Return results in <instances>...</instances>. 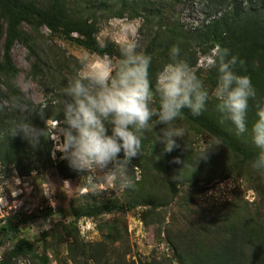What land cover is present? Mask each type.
<instances>
[{
	"label": "trees",
	"instance_id": "1",
	"mask_svg": "<svg viewBox=\"0 0 264 264\" xmlns=\"http://www.w3.org/2000/svg\"><path fill=\"white\" fill-rule=\"evenodd\" d=\"M73 4L70 0H49L44 6L34 0H0V106L6 109L0 113V163L6 168L14 164L17 168L25 166L26 169L28 162L25 161L32 157L49 159L53 144L46 122L60 121L66 127L63 124V91L68 81L75 76L66 69V60L56 61L54 69L68 72L71 77L61 81L55 78L60 77L61 73L53 78L51 74V83L57 89V100L46 103L42 115L40 105L26 97L16 81L18 70L11 58V49L16 41L22 42L34 59L30 74H37L39 63L47 62V49H40L36 39L39 23L47 28L50 37L64 39L101 57L107 55L120 60L121 50L111 42L100 44L96 36L94 15L83 10H87L86 6L88 10L94 11L112 6L111 10L117 16L129 11L131 15L142 17L144 26L149 29L157 26L144 48V52L153 58L149 69L153 86L157 74L168 63L171 48L178 46L180 56L181 49L187 48L182 43L185 36L178 31L177 23L167 27L161 17L155 21L149 7L151 0H80ZM194 34L197 40L205 44L207 53L216 44H220L244 61L243 66L237 65V71L251 78L256 93L254 98L249 99V131L237 134L231 121L217 110V101L212 96L199 117H193L185 109L177 126L205 134L216 141L219 147L197 148L188 130L184 129L185 137L177 139L179 146L170 153L165 152L164 145L156 141V134H161L163 125L154 126L144 134L141 155L132 160L133 166L142 169L141 178L135 180L132 176L134 187L126 190L123 199L86 198V201L72 207L69 221L57 223L58 228H54L56 235L51 231H43L42 238L46 243L43 244L42 252L26 237H21L1 253L0 264H11L19 257H26L30 264H146L147 261L133 256L126 237V227L125 233H122L117 223L105 220L98 225L101 239L85 241L80 236L78 226L81 218L95 219L126 213L138 206L146 207L142 213L145 225L153 222L156 235L160 237L164 233L167 242L174 246L173 258L177 264H264L263 205L256 202L250 206L244 200L229 201L217 213L216 206L201 207L188 192V188H192L191 182L198 180V174L208 170L212 176L216 173L223 178L235 175L255 182L257 185L253 188L257 190L260 187L264 203V172H257L253 168V162L261 150L254 145L251 136L252 125L258 118V109L264 108V2L256 0L242 5L231 0L229 10ZM188 62L194 67L197 60L188 56ZM199 70L195 71L201 78ZM217 76V70L211 69L201 79L211 90L216 86ZM12 96L21 97L36 107L30 120L35 127L43 129V137L38 146L31 145L22 133L10 135L7 120L14 114L7 111V101ZM205 153V157L200 158ZM57 167L62 179L74 178L79 174L69 167L66 160L60 161ZM170 205L176 206V215L165 223L163 208ZM13 229L18 230V225H0V236L6 237ZM55 236L60 239L53 238ZM62 248L63 258L60 254Z\"/></svg>",
	"mask_w": 264,
	"mask_h": 264
},
{
	"label": "rangeland",
	"instance_id": "2",
	"mask_svg": "<svg viewBox=\"0 0 264 264\" xmlns=\"http://www.w3.org/2000/svg\"><path fill=\"white\" fill-rule=\"evenodd\" d=\"M34 1L38 5L44 6L49 0ZM70 1L73 4L74 1L79 2L80 0ZM236 1L246 5L250 1L256 0ZM230 5L231 0H151L149 7L155 21L161 17L162 23L167 27H171L175 23L178 24V31L182 36H185L182 43L187 46L186 49H181L180 58L188 61V56H191L193 60H197L196 65L192 68L194 70L201 69L199 71L201 78H203L211 70L203 67L204 56L212 50L207 53L205 44L197 40L194 33L218 18L221 13L229 10ZM86 8L87 10H83L85 13L94 15L97 25L96 36L101 45L111 42L121 50V46L125 42L135 40L138 44V51H144L153 29L154 31L157 30V26L152 27V29L144 26L143 18L131 15L129 11H125L122 16H117L113 14L112 6L109 9L105 7L104 10L98 11L88 10L89 7L87 6ZM37 28L39 31V35L36 36L38 46L40 49H47L45 60L47 62L45 64L39 63L38 73L30 74L31 63L34 59L22 42L16 41L13 44L11 58L18 70L16 81L19 88L34 104L43 105L57 100V89L55 90L54 85L51 83V74H53V78L61 73L60 77L55 78L62 81L66 77H71V72L76 76L77 69H79L80 75L84 76L87 74L88 69L81 68L79 64L80 57L85 53L90 55L92 61L102 57L64 39L50 37L49 31L41 23L38 24ZM24 29L28 30V27L24 26ZM61 59L67 61L68 67L66 69L70 73L67 71V73L64 71L58 72L54 69L55 62ZM111 59L114 67L117 66L119 59L116 57ZM167 61L170 62V58ZM205 82H207V79ZM205 85L208 88V85ZM214 88L208 89L210 96H212L211 93ZM57 122L60 121L46 122L47 132L53 144L49 159L45 157L35 159L32 157L26 160L25 162H28L27 171L25 166L17 168L14 164H10L6 168L0 163V225H18V230L9 231L4 238L0 236V240L2 239L0 255L21 237H26L39 252H42L43 244L46 243L42 238L43 231H51L53 235H56L57 223L69 221L72 207L86 201V198H96L98 200L123 199L126 190H121L110 179H103L102 182H98L95 185V192H93L88 184V177L83 176L81 173L74 178L62 179L60 177L57 166L64 159H62V153L57 150V137L59 128L64 126L61 125V122ZM184 129L188 130V134L195 141L197 148L210 147L213 149L219 147L218 143L207 135L197 134L187 127ZM122 155L121 153V157ZM129 167L130 175L134 176L135 180H139L142 169L133 166L132 162ZM109 168H111V165H109ZM208 172V170L201 171L198 174V180L191 182L193 183L191 184L192 188H188V192L193 196L192 199L198 202L201 207L216 206L218 213V210L224 209L223 205L225 203L239 200L246 201L250 206L256 202L264 206L260 187H257V190L253 188L257 185L255 182L247 181L244 177L241 178L235 175L223 178L216 173L212 176ZM103 174L101 172L97 173V175ZM207 175L211 176L208 177ZM86 193L87 196H85ZM233 198L234 200H232ZM145 208V206H138L126 213L104 215L95 219L81 218L78 222L80 236L85 241H98L101 239L98 225H101L105 220L114 221L122 233H125L124 229L126 227V237L131 245L134 257L147 261L146 264H177L173 258L174 246L167 242L164 238L165 234L162 233L158 237L153 222H150L148 226L145 225L142 219ZM163 214H166L165 223H168L170 217L176 215V206L170 205L163 208ZM53 238L60 239L56 236ZM60 254L63 258V248ZM11 264L30 263L26 257H19ZM53 264H56V262H53Z\"/></svg>",
	"mask_w": 264,
	"mask_h": 264
},
{
	"label": "clouds",
	"instance_id": "3",
	"mask_svg": "<svg viewBox=\"0 0 264 264\" xmlns=\"http://www.w3.org/2000/svg\"><path fill=\"white\" fill-rule=\"evenodd\" d=\"M121 56L114 67L107 55L92 61L88 53L83 54L79 64L88 69L87 74L81 76L77 69L76 76L63 91L66 127L58 130L57 150L71 169L88 177L93 192L103 179H110L121 190L133 188L129 166L142 153L145 132L163 125L156 141L164 145L165 152H172L179 146L177 139L186 135L177 126L185 109L193 117H199L210 99L204 81L187 60L180 58L178 46L171 48L170 62L157 74L155 86L149 72L153 58L138 51L135 40L121 46ZM243 63L238 55L220 44L204 56L203 63V67L217 70V83L211 95L217 101V110L231 121L240 135L249 131V99L256 94L251 78L237 71V65L243 66ZM46 107L47 104L40 105L41 115ZM5 111L0 106V113ZM7 111L14 114L7 120L10 135L22 133L31 145L38 146L43 129L35 127L30 120L36 107L21 97L12 96L7 101ZM257 116L251 136L261 151L253 168L264 172V108L258 109ZM98 172L104 174L97 175Z\"/></svg>",
	"mask_w": 264,
	"mask_h": 264
}]
</instances>
